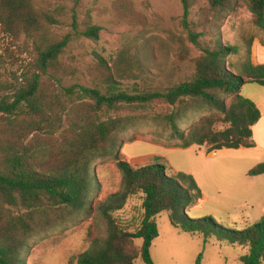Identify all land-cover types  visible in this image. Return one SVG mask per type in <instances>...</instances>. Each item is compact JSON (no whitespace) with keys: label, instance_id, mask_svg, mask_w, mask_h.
Listing matches in <instances>:
<instances>
[{"label":"trees","instance_id":"16d2710c","mask_svg":"<svg viewBox=\"0 0 264 264\" xmlns=\"http://www.w3.org/2000/svg\"><path fill=\"white\" fill-rule=\"evenodd\" d=\"M198 0H180L185 18ZM221 9L232 0H210ZM256 26L264 30V0H246ZM59 14L38 7L34 0H0V31L12 41L24 38L32 46L34 61L14 92L0 95V264H24L28 243L43 233L73 223L94 211L97 191L95 165L113 159L122 175L120 191L96 209L105 234L92 238L76 264H154L151 248L159 238L156 217L167 212L172 226L200 236L213 237L248 253L243 264H264V221L232 230L210 217L196 218L190 210L203 193L195 178L178 172L173 176L161 163L134 167L125 160V145L135 142L130 130L143 127L153 143L170 148L194 146L214 151L256 147L253 127L260 121L257 105L242 95L247 84L264 87V64L248 57L239 71L225 65L224 56L235 47L202 49L193 78L170 88L130 93L118 79L137 77V62L122 51L116 62L94 53L99 75L94 86H65L75 69L63 62L72 35L61 36ZM73 22L74 35L100 39L102 28L88 16ZM197 44V43H196ZM140 69V68H139ZM169 111L150 116L154 104ZM135 113L124 116L122 112ZM147 113V114H142ZM225 126L219 129V126ZM116 148L117 151H116ZM91 167L94 171L91 172ZM264 175V162L248 176ZM133 197L142 199L143 219L135 232L115 218ZM89 212H86V211ZM141 240L139 251L135 241ZM202 256L197 264L201 263Z\"/></svg>","mask_w":264,"mask_h":264},{"label":"rangeland","instance_id":"374dc122","mask_svg":"<svg viewBox=\"0 0 264 264\" xmlns=\"http://www.w3.org/2000/svg\"><path fill=\"white\" fill-rule=\"evenodd\" d=\"M34 1L38 7L58 12L62 22L58 34L73 36L63 62L75 70L65 77V86L95 85L92 78L99 75V70L94 53L101 54L110 66L122 51L134 57L137 77L118 79V82L121 89L137 93L166 89L191 80L204 48H237V54L225 55L224 61L228 68L239 71L248 57L252 60L253 48L258 43L264 46V30L256 26L246 0H232L225 9L214 6L210 0H198L188 18H185L180 0ZM88 16L102 28L98 41L74 35V19L83 24ZM33 61L29 42L24 38L12 41L0 31V95L11 94L14 92V89L10 90L11 85L19 87L22 84L23 75ZM244 96L261 104L264 88L248 84ZM168 111L167 105L157 103L149 114L152 117ZM122 114L131 116L135 113L127 110ZM224 127L220 125L219 129ZM148 131L141 126L128 132L127 137H135L136 142L125 146V151L132 153L131 164L144 167L161 163L167 167L170 176L180 167L196 171L208 196L202 205L190 210L196 218L210 217L227 229L239 231L264 221V175L248 176L253 168L264 162L260 154L248 155L245 151L225 149L205 159L206 147H159L153 145L152 135H142ZM139 159L144 163L137 166L133 160ZM95 166L94 211L33 238L24 252V264H76V258L89 249L91 237L104 236V222L96 209L108 196L120 191L122 175L113 159L98 161ZM93 171L94 167H91ZM115 218L126 230L135 232L143 219L142 199L131 198ZM156 223L159 238L151 248L154 264H197L200 256V264H243L241 258L248 253L217 237L205 243L200 236L179 231L170 223L167 212L157 216ZM141 246V240L135 241L137 251ZM136 264L144 262L138 259Z\"/></svg>","mask_w":264,"mask_h":264},{"label":"crops","instance_id":"0c3cea01","mask_svg":"<svg viewBox=\"0 0 264 264\" xmlns=\"http://www.w3.org/2000/svg\"><path fill=\"white\" fill-rule=\"evenodd\" d=\"M252 62L254 65H260V64H264V46L261 45L260 43H258L252 50ZM248 85V84H247ZM244 86L243 90H242V95L244 96L245 95V91H246V86ZM264 88V87H263ZM252 94V93H251ZM245 97V96H244ZM246 98V97H245ZM247 99H250V100H254L252 97H249ZM254 102V101H253ZM255 103V102H254ZM257 105V107L259 108L260 112H261V119L260 121L253 127V135H254V141L256 143V147L255 148H252V149H247V148H241L239 149L238 151H245L246 154L250 155V154H260L261 158H264V101L261 103V104H258V103H255ZM136 143V142H135ZM132 144V143H130ZM128 145V144H127ZM153 145H156V144H153ZM126 146V145H125ZM156 146H159V147H162L160 145H156ZM196 147V146H194ZM194 147H191L189 149H193ZM171 149V148H169ZM225 150V149H224ZM221 151H214L212 153H207V155L204 157L205 159H209L217 154H219ZM123 154H124V157H125V160L128 161L130 164L132 163V160L130 159V157L132 156V153L131 152H126L125 151V147L123 149ZM163 156V155H162ZM142 157V156H141ZM147 158V157H146ZM135 161L137 164V166L139 165H142L144 163V161H142V159H139V160H133ZM263 163V162H262ZM133 164V163H132ZM131 164V165H132ZM133 166V165H132ZM143 166H147V165H143ZM136 167V166H135ZM142 167V166H141ZM174 171H176L177 173L178 172H184V173H187V174H190L192 175L198 186L200 187V189L202 190V193H203V198L202 200L200 201V205H202V203L208 199L207 197V193L205 191V189L202 187L201 183L198 181L197 179V176H196V171L194 172L193 171H187L185 170L184 168H177L175 169Z\"/></svg>","mask_w":264,"mask_h":264}]
</instances>
